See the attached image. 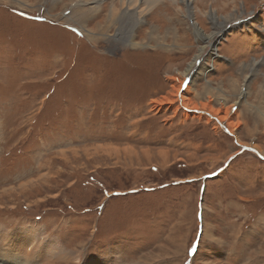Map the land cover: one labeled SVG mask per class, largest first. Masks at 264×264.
<instances>
[{"label":"rangeland","instance_id":"1","mask_svg":"<svg viewBox=\"0 0 264 264\" xmlns=\"http://www.w3.org/2000/svg\"><path fill=\"white\" fill-rule=\"evenodd\" d=\"M91 1L0 0V264H264V0Z\"/></svg>","mask_w":264,"mask_h":264},{"label":"bare ground","instance_id":"2","mask_svg":"<svg viewBox=\"0 0 264 264\" xmlns=\"http://www.w3.org/2000/svg\"><path fill=\"white\" fill-rule=\"evenodd\" d=\"M89 1H91V0H89ZM122 1V6H124V5H127V8H128V10H132L133 12H135L136 14H137V20H141L142 19V17H143V15L144 14H146V13H148V12H150L157 4H158V2L160 1V0H121ZM173 1H178V0H173ZM181 1H183V2H185L186 4H187V6H188V9H189V11H191L190 10V8H192L191 7V5H192V1L193 0H181ZM87 2V1H86ZM97 1L95 0V1H91V3H96ZM98 4H100V3H98ZM227 6V5H226ZM225 6V7H226ZM133 8V9H132ZM201 9V12L203 13V14H207L208 16H210L211 17V19L213 20V22H214V26H215V28H216V32L214 33H212V34H210V35H207L206 33H204L203 32V30L200 28V27H198V25L197 24H193V28L195 29V33L198 35V38L199 39H202L201 41H205V42H209L210 43V41L214 38V35L217 33V31H219V29H220V24H225V18H226V16L224 17V18H222V20L221 19H219V17H218V15L216 14V10L215 9H211V10H208V11H203V9L202 8H200ZM113 10H115V7H113ZM130 15V14H129ZM188 16H190V18H192L193 17V15H192V13H190L189 12V15ZM234 16H236V15H234ZM236 18V17H235ZM238 18V17H237ZM236 20V19H235ZM214 42V41H213ZM206 48V46H204V48H201L200 49V54H199V56L196 58V60L194 61V63L191 65V67H190V69L195 65V62L196 61H198V58H201V56H202V54H203V51H204V49ZM188 69V68H187ZM189 69V70H190ZM188 70V71H189ZM181 87V86H180ZM179 89V88H178ZM177 90V89H176ZM178 91V90H177ZM180 92V91H179ZM172 98V97H171ZM183 98H184V96H183ZM186 98V97H185ZM184 98V102H185V104H187L188 102H187V100ZM188 99V98H187ZM164 102L166 101V102H171V99L168 97H166L164 100H163ZM163 101H161V102H163ZM158 102V101H157ZM188 105V104H187ZM185 106V105H184ZM215 113H220V110H216L215 111ZM222 118H226V115H223L222 116ZM235 127H236V125H235ZM238 129V128H237ZM239 137V136H238ZM3 227V229H4V226H2ZM6 229V228H5ZM1 231H3V230H1L0 229V232ZM6 231V230H5ZM23 231V230H22ZM12 232V231H11ZM17 232V231H16ZM38 232V231H37ZM3 233V232H2ZM5 233V232H4ZM13 236V235H12ZM20 237L21 238H25V239H32V240H34V241H36L37 242V238H35L34 236H32V237H30V236H27L26 237V235L24 234V233H22V234H20ZM41 238V237H40ZM6 241V240H5ZM3 242V241H2ZM22 246V244H17V247H16V249L14 250V251H12V250H10V249H8V248H5V249H3V253H4V255H6L7 254V256L8 257H6V259L7 260H9L10 259V261H13V263H15V264H18V263H21V264H25V262H24V257H23V259L21 260V258H17V256H18V252H20V253H23V249H20V247ZM26 248H25V252H26V250H27V248L28 249H30L31 250V248H29L28 247V245L27 246H25ZM52 248H51V246H50V248H46V251H52L51 250ZM18 251V252H17ZM35 252V251H34ZM69 253V252H68ZM32 254V253H31ZM37 254V253H36ZM71 254V253H70ZM24 255V254H23ZM68 255V254H67ZM34 256V255H33ZM64 256V255H63ZM45 257H47V256H45ZM44 257V258H45ZM68 257H71V256H68ZM70 259V258H69ZM32 260V259H31Z\"/></svg>","mask_w":264,"mask_h":264},{"label":"crops","instance_id":"3","mask_svg":"<svg viewBox=\"0 0 264 264\" xmlns=\"http://www.w3.org/2000/svg\"><path fill=\"white\" fill-rule=\"evenodd\" d=\"M192 74V73H191ZM189 79H191V77H189ZM240 157L243 159V160H245V159H248V161H249V158H248V155H246V157H244L243 158V153L241 154V155H239L238 156V158L235 160V162L237 161V160H239L240 159ZM261 160H263V158H260ZM261 160H258V164L256 165L255 163H253L252 161L253 160H251L249 163L251 164V165H256L255 166V168H253L254 169V171H253V173L252 174H250V173H247V174H245V175H242L240 178H235L236 180H244V178H247L246 180H248V179H250L252 176H254V175H257V169H262V170H264V164H262V162H264V160L263 161H261ZM234 162V163H235ZM239 166H236L235 167V169L236 168H238ZM244 170H248V169H250L249 168V166L247 165V167H245V168H243ZM252 170V169H251ZM263 172V171H262ZM257 178V177H256ZM214 203H215V200H214ZM215 211L216 210H214L213 211V213H212V216H216V214H215ZM238 217L237 218H234V219H237V221H241V216L240 215H238V214H236ZM201 217H202V215H200ZM218 216V215H217ZM228 217V216H227ZM226 219H228V218H225V220ZM250 219V218H249ZM247 219H244L243 218V221H246ZM256 230V229H255ZM240 231V227L239 228H234V227H229V228H226V230H225V235H226V239H230V240H227L228 241V244L230 245V246H234L235 245V243H236V240L238 239V237L240 236V234H238V233H240L239 232ZM250 233H252V234H254L255 232H250ZM249 240H251L250 238H249ZM231 250H235V248L234 249H232L231 248ZM222 253H225V252H222Z\"/></svg>","mask_w":264,"mask_h":264},{"label":"water","instance_id":"4","mask_svg":"<svg viewBox=\"0 0 264 264\" xmlns=\"http://www.w3.org/2000/svg\"><path fill=\"white\" fill-rule=\"evenodd\" d=\"M221 39V38H220ZM220 39H218L215 43H214V46H217L218 45V42H219V40ZM212 46V45H211ZM201 59V58H200ZM194 73H195V71H192V74H191V77L194 75Z\"/></svg>","mask_w":264,"mask_h":264}]
</instances>
